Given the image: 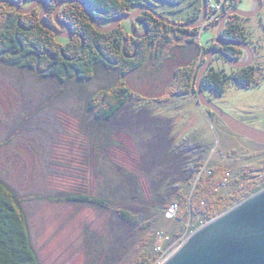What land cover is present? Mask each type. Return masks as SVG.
<instances>
[{
	"label": "rangeland",
	"instance_id": "1",
	"mask_svg": "<svg viewBox=\"0 0 264 264\" xmlns=\"http://www.w3.org/2000/svg\"><path fill=\"white\" fill-rule=\"evenodd\" d=\"M152 3L134 7L118 23L124 22L134 37H143L148 29L139 15L155 7L158 14L187 24L174 26L197 27L198 32L192 41L190 35L181 38L175 32L163 54L147 58L124 77L118 69L97 63L92 78L72 76L62 82L36 68L10 64L0 54V177L27 198L22 206L41 264H134L143 251L160 252L155 263L160 264L201 218L178 219L172 202L195 182V161H203L202 169L226 166L229 172L219 193H231L238 179H264V143L232 130L196 91L205 49L221 50L216 37L222 16L234 8L252 11L258 1L239 0L227 9L226 0H206V18L198 25L182 21L199 12L198 22L203 0ZM18 4H34L40 15L45 9L41 0ZM213 4L219 10L216 17L211 16ZM62 5L51 12V25L57 36L66 38L71 30L62 23ZM235 22L244 27L248 42H242L253 57L246 50L243 58L234 59L250 61L243 67H254L256 83L241 87L228 77L222 94L202 85L203 95L231 116L264 129V0L254 16L228 15L222 31ZM192 62L197 64L196 81L190 92L169 93L176 69ZM211 66L229 76L235 67L216 52L201 84ZM121 78L129 87L128 98L112 118L99 119L98 106L90 109L93 95ZM78 193L102 196L107 205L67 199ZM119 209L136 214L138 221L125 220Z\"/></svg>",
	"mask_w": 264,
	"mask_h": 264
},
{
	"label": "trees",
	"instance_id": "2",
	"mask_svg": "<svg viewBox=\"0 0 264 264\" xmlns=\"http://www.w3.org/2000/svg\"><path fill=\"white\" fill-rule=\"evenodd\" d=\"M17 1L20 3L30 0ZM47 1L49 6L44 19L49 25L53 21L51 12L53 13L57 5L64 1L59 11L63 20L71 25L70 35L66 38L57 36V33L42 24L40 13L34 8L28 12H19L14 5L3 2L0 5V54L2 59L10 64L36 68L46 76L58 77L62 82L70 80L72 76L82 80L92 78L97 63L118 69L121 77H124L147 58L163 54L172 42L175 32L181 38L186 35L191 37L196 35L199 29L176 27L157 16L153 6L139 15V19L148 29L143 37H139L140 35L134 37L122 21L116 23L109 31H101L90 15V12L94 14L101 27H108L134 7L153 4L152 0ZM238 1L226 0V8L234 6ZM159 13L166 17L163 12ZM199 17V12L194 13L182 22L195 23ZM221 35L235 41L247 42L244 27L236 22L223 29ZM188 40L192 41L193 37ZM223 49L236 58H240L243 53L238 46ZM196 65L192 62L188 66L176 69L177 79L168 88V92L180 94L190 92L196 75L194 70ZM252 68L247 66L236 69L230 76L210 68L204 75L202 85L217 94H222L226 90L227 78L231 77L237 85L249 87L256 83ZM120 80L115 86L101 89L93 95L90 109L98 106L96 116L99 119L112 118L128 98L129 87L123 78ZM170 88L173 89L170 91ZM203 166V161H195V182L188 190L180 191L172 200L177 204L178 219L195 214L201 215L197 225H192L190 231L264 188V179L252 181L238 179L239 186L231 193H219L218 188L225 182L229 170H226L225 165L211 164L202 169ZM26 199L18 195L0 177V264H41L32 244L28 216L22 206ZM67 199L107 205L104 197L86 193L72 194L67 196ZM118 212L131 223L138 221L136 214L129 210L119 209ZM161 258L160 252L148 254L143 251L134 264H155Z\"/></svg>",
	"mask_w": 264,
	"mask_h": 264
},
{
	"label": "water",
	"instance_id": "3",
	"mask_svg": "<svg viewBox=\"0 0 264 264\" xmlns=\"http://www.w3.org/2000/svg\"><path fill=\"white\" fill-rule=\"evenodd\" d=\"M7 1L12 2L19 12H28L34 5L31 4L30 7H22L16 0ZM41 1L45 3V9L40 15L42 24L49 27L53 30V32L59 34L58 30L44 21V13L48 8V1ZM257 1L258 6L252 11L244 12L238 8L227 11L220 19L216 41L222 44L227 43L221 40V31L228 15L236 12L244 17L254 16L262 7V0ZM63 3L64 1L60 2L57 5L56 10L59 9ZM154 13L170 24L178 26L187 25L164 17L157 12ZM206 14L207 4L206 0H203V16L193 25L201 24L205 20ZM90 15L99 30L109 31L116 25V23H118V21L129 15V13L117 18V20H115L108 27H101L94 14L90 12ZM62 23L68 25L71 30V25H69L66 21H62ZM232 44H238L244 50L249 51L251 55L250 59H252L253 53L247 43L238 42ZM216 52L223 53L221 50H209L207 52L206 62L200 68L196 83V91L199 100L205 106L214 110V112H216L236 133L264 143V130L251 126L231 116L222 108L204 97L201 78L205 70L211 65L212 56ZM224 56H226L235 67H243L250 62H238L236 59L227 54H224ZM160 264H264V188L251 194L226 211L193 230L182 241L179 247Z\"/></svg>",
	"mask_w": 264,
	"mask_h": 264
},
{
	"label": "flooded vegetation",
	"instance_id": "4",
	"mask_svg": "<svg viewBox=\"0 0 264 264\" xmlns=\"http://www.w3.org/2000/svg\"><path fill=\"white\" fill-rule=\"evenodd\" d=\"M221 40L222 41H224V42H227V43H225V44H222V43H219L220 45H218V47L222 50V52L224 53V54H227V55H229L224 49H223V47H229V46H238L239 48H241V50H242V52H243V54L246 52V50H244L242 47H240L238 44H232V43H238V42H242V41H235V40H232V39H229V38H227V37H225V36H223V35H221ZM248 42V41H247ZM214 47H217V46H214ZM209 49H210V47L208 48V49H206V51L208 52L209 51ZM221 57H223V55H221V54H219ZM231 57H233L234 58V56H232V55H230ZM244 57V56H243ZM243 57H241V58H243ZM236 58V57H235ZM239 59V58H238ZM211 69H214V70H216L213 66L212 67H210ZM235 69H237L236 67H234L233 68V70H235ZM239 69V68H238ZM253 69V71H254V67L252 68ZM255 72V71H254ZM196 81V79L194 80V82ZM216 113V112H215ZM240 120H242V121H244L245 123H247V124H249V122H247L246 120H244V119H242V118H240ZM260 129V128H259ZM262 129V128H261ZM262 130H264V129H262Z\"/></svg>",
	"mask_w": 264,
	"mask_h": 264
},
{
	"label": "built area",
	"instance_id": "5",
	"mask_svg": "<svg viewBox=\"0 0 264 264\" xmlns=\"http://www.w3.org/2000/svg\"><path fill=\"white\" fill-rule=\"evenodd\" d=\"M217 4H213L212 5V9H211V12H212V17H216L217 15H216V13L219 11L218 9H217V6H216Z\"/></svg>",
	"mask_w": 264,
	"mask_h": 264
}]
</instances>
